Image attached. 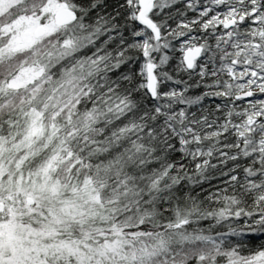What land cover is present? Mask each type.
<instances>
[{"label":"snow or ice","instance_id":"6c2138e0","mask_svg":"<svg viewBox=\"0 0 264 264\" xmlns=\"http://www.w3.org/2000/svg\"><path fill=\"white\" fill-rule=\"evenodd\" d=\"M0 264H264V0H0Z\"/></svg>","mask_w":264,"mask_h":264}]
</instances>
